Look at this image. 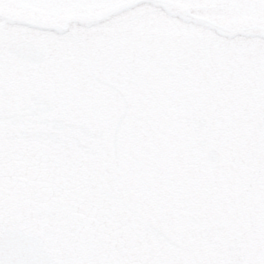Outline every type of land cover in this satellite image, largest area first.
Returning <instances> with one entry per match:
<instances>
[{"label":"flooded vegetation","instance_id":"af4514ba","mask_svg":"<svg viewBox=\"0 0 264 264\" xmlns=\"http://www.w3.org/2000/svg\"><path fill=\"white\" fill-rule=\"evenodd\" d=\"M36 1L0 0V232L34 237L42 254L26 264H264V0L146 1L117 11L154 12L133 10L149 4L197 27L190 52L177 29L165 37L150 25L143 35L129 32L127 49L99 48L98 57L119 65L121 49L131 61L136 52L165 77L190 64L185 87L168 80L171 88L101 70L97 51L81 62L85 85L43 35L17 28L62 29L81 16L56 26L28 13L46 12ZM215 32L238 39L223 37L210 60L222 71L231 66L243 92L219 93L203 56ZM168 39L174 57L164 55ZM193 79H202L201 91ZM148 108L163 120L150 135L132 131L131 116Z\"/></svg>","mask_w":264,"mask_h":264},{"label":"rangeland","instance_id":"374dc122","mask_svg":"<svg viewBox=\"0 0 264 264\" xmlns=\"http://www.w3.org/2000/svg\"><path fill=\"white\" fill-rule=\"evenodd\" d=\"M36 3L38 5L40 4L42 9L46 12L28 13L36 15L41 19H45L47 22H50L56 26H63V24H65V21L71 16H81V18L76 21L68 22L67 25L62 29H58L57 27L41 29L36 26L34 27L20 23V25L17 23V28H19L20 31H23V34L25 35L32 34L36 37H39V35H43L47 45H49L47 49L55 51V58L58 59L59 63H63L65 70H68L69 72L72 71V73L77 72L75 75L80 73L79 79L81 80V78H83L82 83H84L85 85H89V87H91V85L87 83V78L85 77L81 66V62L84 60V56L87 55L88 51H90L91 53L97 51V56L95 55L97 58L99 48H101V46L103 45L108 46L111 52L110 54L116 51L117 48L120 47V45L127 49L129 47L124 43V39L129 40V32L131 33V35L135 36L138 29L142 32L143 35L145 33V27H148L150 25L151 27L162 29V31L166 33L165 37H169V32L177 29L178 34L176 35V40L179 42H185L186 48L188 52H190L188 48L189 45H191L190 40H192L191 30H193V32L197 30V27H195L193 23L184 20L178 15H175L174 12H162L161 7L150 6L149 4H139L133 7V10L148 9L154 10V12H119L101 20H91V18H93L99 12L90 11H96L100 8L105 10L111 3H113V0H37ZM68 10H80L84 12H66ZM198 31H200V29H198ZM194 33L195 35L198 34V32ZM204 33L207 32L202 31V36H206ZM178 35L182 36V38H178ZM223 37L226 40L228 39L225 34L215 32V34L210 37V40L204 45L205 52H203V56L206 57L205 53H207V56H209L208 64L212 68L211 74L213 75V77L215 76V82L218 84L220 90L222 91L219 93H223L227 96V94L229 92L231 93V91L233 90H237V92L245 90L247 85L243 80L238 79L236 76H231V72H234V69L231 66L228 65L224 67L226 71L225 73L224 70H220L219 66L216 67V64H212L210 57L213 52L216 51L217 53V51L221 50L219 45H221V42H224L225 39ZM180 38L182 41H180ZM232 39H234V41L238 40L236 38H231L228 39V41ZM224 45L226 46V44H223V46ZM142 46L146 47L147 45ZM146 48H148V46ZM162 48L166 49L164 55L166 54L169 57H174L176 56V53H179L178 50L174 49V45L171 44L170 39L162 44ZM126 49H121V51L125 53L124 65H119L120 62L117 63L114 57H111L110 61L109 59L98 57L97 61L99 63V68L101 70H109L111 73H116L117 75L125 74V77L127 75H131L132 77H142L148 84L149 82L147 79L153 78L155 79L154 82L157 80L158 84H162V87L164 85H167L168 88H171V84H168V82L171 81L173 83L175 80L180 84V86L185 87V83H187V74L191 75L192 77L193 69H191L190 64L188 68L186 66L183 71L181 69H178V71L175 72V78H172L170 76L165 77L159 71L151 67V63L148 60H142L143 64H141L138 59L139 55L136 52L134 55V59L131 61L128 57L129 51ZM214 54L213 56H215ZM100 55L101 57L103 56V54ZM191 58L194 60V57ZM162 60H164L165 67L168 68L169 71L174 70V67L176 65L174 64V60L172 58L166 59V57H164L163 59L162 57ZM183 64V62L180 63V65ZM194 66L196 65L194 64ZM219 74H221L222 76L217 78L216 76ZM200 80L202 79H193L190 81L188 80V82H190V87H193L191 86V83H193L195 84V87H198V91H201L199 90V87L201 88L203 83ZM204 80L207 81V87L210 88V90L211 88L213 89L214 83L208 81L207 79ZM152 87L155 86L153 85ZM192 94H190L189 99L195 100L191 96ZM166 100L170 101V97H167ZM145 104L149 105V102L147 101L145 102ZM184 115L189 116L188 113H184ZM159 117V112L155 111L154 109L148 108L147 110H145V113L142 112V115L131 116L128 124H130L132 131L140 133L144 131V133L150 135L151 131H153V127H155L154 125L156 124V122H159V120H163V118ZM240 126L243 133L251 132L253 135H256L253 132L254 129L252 130L250 125H243V123H241ZM137 134L139 135V133ZM244 149L245 156L251 159L254 149H251L247 145H245ZM41 173L42 175L51 174L48 171ZM42 180H48V178H43Z\"/></svg>","mask_w":264,"mask_h":264},{"label":"water","instance_id":"95a60500","mask_svg":"<svg viewBox=\"0 0 264 264\" xmlns=\"http://www.w3.org/2000/svg\"><path fill=\"white\" fill-rule=\"evenodd\" d=\"M140 1H149V0H131L128 2H125L123 4L117 5L115 7H111L108 8L105 12H100L99 15L96 18H104L107 17L108 15L115 13L116 11L120 10V9H124L127 7L132 6L133 4L140 2ZM155 1H163V0H155ZM6 241H14L15 243L19 244V247L15 246V248L13 249V251L11 250V252H14V255L17 256H22L25 251L28 249V239L26 236L22 235V234H17V233H13V235L9 238L6 237L5 238ZM8 250V248H7Z\"/></svg>","mask_w":264,"mask_h":264}]
</instances>
